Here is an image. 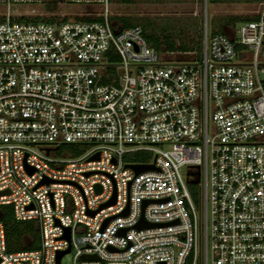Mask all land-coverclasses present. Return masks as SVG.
<instances>
[{"label": "built area", "instance_id": "2783aa9c", "mask_svg": "<svg viewBox=\"0 0 264 264\" xmlns=\"http://www.w3.org/2000/svg\"><path fill=\"white\" fill-rule=\"evenodd\" d=\"M49 1L0 0V204L39 231L7 252L0 222V264L68 247L73 264H264V2L229 33L205 13L199 51L158 52L110 20L120 0H56L90 19L15 9Z\"/></svg>", "mask_w": 264, "mask_h": 264}, {"label": "rangeland", "instance_id": "374dc122", "mask_svg": "<svg viewBox=\"0 0 264 264\" xmlns=\"http://www.w3.org/2000/svg\"><path fill=\"white\" fill-rule=\"evenodd\" d=\"M208 4L205 6L202 0H132L131 3L116 2L111 5V16L126 17L132 22L148 21L158 22L160 19L168 18L170 24L174 23L175 19L184 18L189 23L199 22L201 26L202 17L207 14V27L209 31H220L223 22L228 21L229 24L224 27V31L228 32L233 26L240 25L237 21L232 25L234 20L246 16L254 15L260 9L259 0H207ZM15 9L19 12H30L28 17H59L73 19L77 17L94 16L100 8H90L78 5H73L67 2L57 3L55 10L49 12L43 7L39 6H16ZM110 16V17H111ZM110 20H112L110 18ZM146 22V21H145ZM173 25V24H172ZM160 30V27L158 28ZM187 34L193 35L192 30H187ZM175 36L181 39L182 33L177 32ZM83 147L84 146H80ZM87 150L83 149L78 156L82 155ZM64 156H72L65 152ZM147 158L152 159L153 155L147 153ZM75 157V156H74ZM77 157V156H76ZM191 191L194 187H189ZM60 264H73V253L68 252L61 258Z\"/></svg>", "mask_w": 264, "mask_h": 264}, {"label": "trees", "instance_id": "16d2710c", "mask_svg": "<svg viewBox=\"0 0 264 264\" xmlns=\"http://www.w3.org/2000/svg\"><path fill=\"white\" fill-rule=\"evenodd\" d=\"M260 3L264 0H259ZM122 3H131L132 0H120ZM57 7L56 0H50L45 8L51 12ZM51 17H41L43 20H51ZM78 19H90L89 17H77ZM112 22L125 28L130 26H139L141 28L143 37L146 42L158 52H192L200 50V23L197 21L189 23L184 18L175 19L174 23L170 24L168 18L160 19L158 22L148 21L145 19L143 22H132L131 19L126 17H110ZM257 18L256 15L246 16L234 20L232 25L237 21L243 22ZM39 17H32V20H38ZM65 19V18H64ZM92 19V18H91ZM146 21V22H145ZM228 21L223 22V26H227ZM221 27L222 32L225 33L224 27ZM160 27V30L158 28ZM192 30L193 35L187 34V30ZM182 33L181 39H178L175 34ZM220 32V31H215ZM62 153H69L72 156H78L82 151L80 145L64 144L60 147ZM0 222L5 230L6 250L7 252H14L20 250H32L38 247L39 231L38 227L33 220H17L14 217L11 205L0 204Z\"/></svg>", "mask_w": 264, "mask_h": 264}, {"label": "water", "instance_id": "95a60500", "mask_svg": "<svg viewBox=\"0 0 264 264\" xmlns=\"http://www.w3.org/2000/svg\"><path fill=\"white\" fill-rule=\"evenodd\" d=\"M91 158H97V154L94 155V156H92ZM126 166H128L129 168H131V169L134 171L135 174H137V173H139V172H142V171H145V170H153V169H155V167H154L153 164H130V165H126ZM29 172H30V170H29ZM44 182L47 183L48 180H47V179H44ZM99 191H100V187H99V185H96V192H99ZM7 192H8L7 190H3V191H0V194H5V193H7ZM114 201H115V195L113 194V196H112L108 201L102 203V204L100 205L99 208H102V207L108 206V205L114 203ZM146 203H147V201L144 202V204H146ZM94 212H95V211L91 212V214H93ZM126 213H127V207H126L122 212H120L119 215H125ZM113 217H114V215L107 217V218L103 221V223H102V227H104L105 224H106L111 218H113ZM136 226H137L138 228H142V227H153V226H157V224H154V223H148V222H146L143 218H140V221L136 224ZM63 237H64L66 240L69 241V229H68V228H65V231H64ZM68 251H69V247L66 248L65 250L58 251V252L56 253V261H55V264H59V263H60V259L62 258V256H63L64 254H66ZM95 258H96L95 255H86V254H84V255L81 256V259H82V260H90V259H95Z\"/></svg>", "mask_w": 264, "mask_h": 264}]
</instances>
